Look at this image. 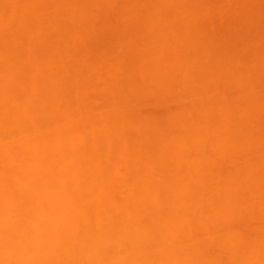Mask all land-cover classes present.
I'll use <instances>...</instances> for the list:
<instances>
[{
  "label": "clouds",
  "instance_id": "9594fccd",
  "mask_svg": "<svg viewBox=\"0 0 264 264\" xmlns=\"http://www.w3.org/2000/svg\"><path fill=\"white\" fill-rule=\"evenodd\" d=\"M0 264H264V0H0Z\"/></svg>",
  "mask_w": 264,
  "mask_h": 264
}]
</instances>
